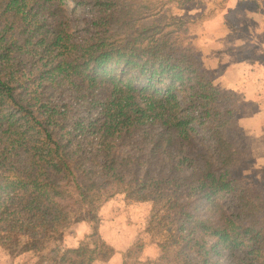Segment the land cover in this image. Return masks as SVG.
Listing matches in <instances>:
<instances>
[{
  "label": "trees",
  "instance_id": "trees-1",
  "mask_svg": "<svg viewBox=\"0 0 264 264\" xmlns=\"http://www.w3.org/2000/svg\"><path fill=\"white\" fill-rule=\"evenodd\" d=\"M158 6L0 0V247L11 258L108 263L99 213L124 195L153 204L149 232L163 237L157 259L131 250L124 264H264V189L233 175L252 156L230 136L241 102ZM83 222L86 243L51 247Z\"/></svg>",
  "mask_w": 264,
  "mask_h": 264
},
{
  "label": "rangeland",
  "instance_id": "rangeland-1",
  "mask_svg": "<svg viewBox=\"0 0 264 264\" xmlns=\"http://www.w3.org/2000/svg\"><path fill=\"white\" fill-rule=\"evenodd\" d=\"M153 2L159 5L158 8L161 9L162 15H175L184 21L183 29L179 31V35L182 37L183 43L190 45L196 51L201 67L213 84L221 91L235 96L241 102L240 110L242 106L251 108L250 103L254 99L243 95L245 94L243 89L246 87L244 83L247 78L245 77L252 70L251 62L257 59L255 53L252 54V58L249 57V54L243 57L246 45L242 36L250 32L249 29L252 25L259 22L252 15L259 11L264 12V5L260 0H243L244 3L239 6V9H234L232 6L233 9H229L227 4L231 2L230 0H153ZM69 6L70 9H73L72 3ZM233 11L234 13H231ZM227 13H231L228 15L229 18H227ZM242 15L252 17L253 20L243 18ZM76 18L79 19L78 23ZM72 19L74 23L82 27L80 16L74 15ZM261 40L264 41L262 37ZM251 88L252 93L259 89L257 86H251ZM261 105L264 110V99ZM255 114L259 113L249 110L248 116L250 117H247L249 118L248 129L250 131H253L254 128V131H258L257 128H260L258 124L264 123L263 116L261 118L251 117ZM252 124H254V128H252ZM240 134L251 145L252 156L249 161H245L237 167L233 171V175L245 186L255 185L264 189V148L257 142L256 137L251 135V132L235 130L230 136L237 139ZM261 134V137L264 136V132ZM128 152L129 148L127 147L120 149L122 155H126ZM219 198L224 200L225 195L220 194ZM152 209V203H131L126 200L124 195H117L103 205L99 213L101 234L106 242L116 249L114 257L106 264H124L129 260L127 253L131 250L134 252L133 256L140 257L143 263L158 258L160 255L159 243L163 237L153 236L149 232L150 220L153 217ZM91 234L90 224L86 222L76 224L64 233L62 242L55 243L51 247L61 252L68 248H78L88 241ZM139 246L142 247L141 251L139 248L137 250ZM222 246L226 245H220L219 248L224 249ZM7 257L11 258L0 247V260L7 261L4 259ZM11 259L14 264L16 262L17 264H36L40 260L39 257L32 254ZM133 260L135 259L133 258ZM1 264H10V261L8 263L1 262Z\"/></svg>",
  "mask_w": 264,
  "mask_h": 264
},
{
  "label": "crops",
  "instance_id": "crops-1",
  "mask_svg": "<svg viewBox=\"0 0 264 264\" xmlns=\"http://www.w3.org/2000/svg\"><path fill=\"white\" fill-rule=\"evenodd\" d=\"M230 1L231 2L229 4H227L229 9H233V8L239 9V6H241L244 3L243 0H230ZM260 2L264 5V0H260ZM231 13H234V11ZM231 13H229V14H231ZM229 14L227 13V18H229V16H228ZM252 16L255 19L259 20V22H256V24L252 25L249 29L250 32H248L244 36H242L243 40L245 42V45H246L244 50H243V52L245 53V55H243V57H245L246 54H249L250 55L249 57L252 58V54L255 53L257 60L251 59L253 61V62H251V69L252 70L249 71L248 75L245 77L247 79L245 80V83H244L246 85V87L243 89V93H245L243 95H246V97L249 99L253 98L254 101L250 103L251 108L244 107V106H242L243 108L241 107V110L238 113V119H239V125H240L241 129L248 131V132H251V135L255 136L257 142L260 143L264 148V138H263L264 136L261 137V135L263 134V133L261 134V132H264V123L261 122L258 124V127H260V128H257L258 131H254L255 130L254 124H252V126H253L252 128H254L253 131H250L248 129L249 128L248 127L249 126L248 125V122H249L248 117H250V116H248V113H249L250 109L255 111V113H257V112L259 113V114L252 115L251 117H256V118H261L262 116L264 117V110H263V106L261 105L262 100L264 99V41L261 40V37L264 39V12L259 11V13H255ZM242 17L243 18L245 17L246 19H252V17L249 18L246 15H242ZM237 32H240V31L237 30ZM239 83H240V81H239ZM251 86L252 87L257 86V87H259V89L255 90L254 93H252L253 90H252ZM247 102H249V101H247ZM258 104H260V106H258ZM259 121H261V120H259ZM4 259H6L7 261L0 260V264H1V262L2 263H4V262L8 263V261H10V264H14L13 259H11L9 257L4 258ZM15 264H17V262ZM104 264H106V263H104Z\"/></svg>",
  "mask_w": 264,
  "mask_h": 264
}]
</instances>
